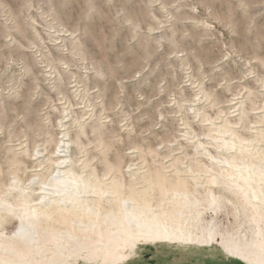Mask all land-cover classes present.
Wrapping results in <instances>:
<instances>
[{
	"label": "rangeland",
	"instance_id": "374dc122",
	"mask_svg": "<svg viewBox=\"0 0 264 264\" xmlns=\"http://www.w3.org/2000/svg\"><path fill=\"white\" fill-rule=\"evenodd\" d=\"M225 119L243 137L264 130V0H0V184L13 158L23 180L50 172L64 130L70 162L90 159L100 176L106 162L125 181L128 164L207 163L196 140L214 154L207 127ZM242 213L218 218L245 229ZM141 254L136 264H247L220 248Z\"/></svg>",
	"mask_w": 264,
	"mask_h": 264
},
{
	"label": "bare ground",
	"instance_id": "6f19581e",
	"mask_svg": "<svg viewBox=\"0 0 264 264\" xmlns=\"http://www.w3.org/2000/svg\"><path fill=\"white\" fill-rule=\"evenodd\" d=\"M245 114L241 108L238 119ZM207 128L214 154L196 140L207 163L190 155L188 164L176 156L169 166L143 171L128 164L127 181L120 162H106L101 176L90 159L76 168L65 130L50 172L23 180L13 156L11 179L0 184V264H136L146 247L220 248L247 264H264V149H252L264 130L243 137L227 119ZM239 209L245 229L218 218Z\"/></svg>",
	"mask_w": 264,
	"mask_h": 264
}]
</instances>
